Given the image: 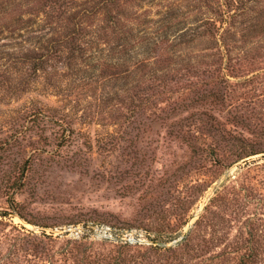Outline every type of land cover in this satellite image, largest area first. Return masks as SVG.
Listing matches in <instances>:
<instances>
[{"label": "rangeland", "instance_id": "obj_1", "mask_svg": "<svg viewBox=\"0 0 264 264\" xmlns=\"http://www.w3.org/2000/svg\"><path fill=\"white\" fill-rule=\"evenodd\" d=\"M149 1H134L125 10L128 18H137L135 29L144 28L169 3L193 4ZM15 4L1 26L34 5ZM3 33L0 45L12 52L21 38ZM205 46L196 42L184 50L194 55ZM257 46L256 54L264 58V40ZM94 62L91 57L77 62L85 73L71 75L75 69L60 71L55 62L34 72L32 63L0 61V264H64L68 240L91 243L94 253L109 255L123 244L140 251L175 246L187 235L193 250L183 264H238L242 256L264 264V150L230 165L205 161L198 167L182 145L161 139L159 124L129 120L114 125V113L106 106L112 82L101 85L95 77L99 70L86 65ZM248 67L256 73L264 61ZM90 72L94 78H80ZM173 78L161 85L176 89V100L218 86L235 103L250 95L242 78ZM65 115L75 123L70 141L61 139L62 127L49 122ZM103 131L109 133L107 140L95 141ZM166 224L173 230L168 241L157 231ZM75 228L82 230L79 237L72 234Z\"/></svg>", "mask_w": 264, "mask_h": 264}, {"label": "trees", "instance_id": "obj_2", "mask_svg": "<svg viewBox=\"0 0 264 264\" xmlns=\"http://www.w3.org/2000/svg\"><path fill=\"white\" fill-rule=\"evenodd\" d=\"M16 1L0 0V21L9 9L16 10ZM21 1H32L36 7L31 5L24 15L16 13L9 23L0 25V36L4 32L6 38L13 39L15 34L21 38L18 46L10 47L12 52L4 50L7 45H0V61L32 63L34 72H42L43 65L55 62L60 71L63 66L73 68L76 72L71 75H76L85 73L77 62L93 58L95 62L86 65L99 70L95 77L102 81L101 85L112 82L113 93L106 106L114 113L113 124L129 120L159 124L161 139L182 145L198 167H203L200 164L205 161L214 166L230 165L263 152L264 67L255 73L248 66L264 61L256 54L257 45L264 40V0H191L193 4L181 7L169 3L140 30L133 27L137 18H128L124 13L137 0ZM196 42L205 43L202 53L192 55V50H184ZM173 75L184 81L242 78L250 95L242 103H235L230 100L229 91L218 86L204 88L189 98L172 99L176 89L164 87L161 82L175 80ZM86 76L80 78H94L93 72ZM65 118L66 115L62 119L51 118L49 122L62 127L61 139L70 141L75 123ZM78 123L83 129L84 117ZM108 136L106 131L99 132L95 141H106ZM83 137L89 139V133L85 131ZM157 231L165 241L173 232L169 224ZM189 237L175 246H152L144 251L118 245L109 255L94 253L91 243L68 240L63 245V261L183 264L182 259L191 258L193 250L188 247ZM38 248L34 245L32 250L38 252ZM238 264L256 261L242 256Z\"/></svg>", "mask_w": 264, "mask_h": 264}, {"label": "built area", "instance_id": "obj_3", "mask_svg": "<svg viewBox=\"0 0 264 264\" xmlns=\"http://www.w3.org/2000/svg\"><path fill=\"white\" fill-rule=\"evenodd\" d=\"M74 236H76V237H79V235H81L82 234V230H81V228H75V229H73V233H72Z\"/></svg>", "mask_w": 264, "mask_h": 264}]
</instances>
